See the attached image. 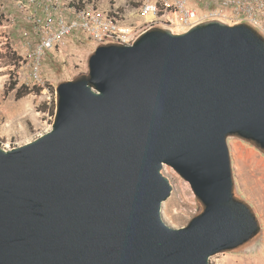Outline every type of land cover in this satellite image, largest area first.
Returning <instances> with one entry per match:
<instances>
[{
  "label": "water",
  "instance_id": "95a60500",
  "mask_svg": "<svg viewBox=\"0 0 264 264\" xmlns=\"http://www.w3.org/2000/svg\"><path fill=\"white\" fill-rule=\"evenodd\" d=\"M264 151V37L248 24L156 29L99 46L61 83L52 129L0 145V264H211L261 232L228 139ZM173 167L204 211L163 218Z\"/></svg>",
  "mask_w": 264,
  "mask_h": 264
},
{
  "label": "rangeland",
  "instance_id": "374dc122",
  "mask_svg": "<svg viewBox=\"0 0 264 264\" xmlns=\"http://www.w3.org/2000/svg\"><path fill=\"white\" fill-rule=\"evenodd\" d=\"M107 1L122 9H132L145 0ZM153 1L163 4L175 0ZM188 3L199 16L218 12L222 19H217L229 25L248 24L264 37V0H188ZM0 16L3 19L0 20V140L4 142L2 146L12 149L34 141L52 129L58 86L87 75L89 59L99 46L85 37H74L61 53L49 51L41 69L44 85H39L31 79L30 59H27L30 35L34 31L26 14L19 11L15 0H0ZM253 18L256 25L250 22ZM32 37L35 41L36 36ZM14 83L17 88L12 90ZM23 85L32 92L18 99L17 89ZM228 144L235 195L251 206L262 229L246 244L212 257L211 264H264V151L238 137H230ZM163 174L173 186L171 196L163 203V218L175 228L185 227L204 211V206L191 184L173 167L165 164Z\"/></svg>",
  "mask_w": 264,
  "mask_h": 264
},
{
  "label": "built area",
  "instance_id": "2783aa9c",
  "mask_svg": "<svg viewBox=\"0 0 264 264\" xmlns=\"http://www.w3.org/2000/svg\"><path fill=\"white\" fill-rule=\"evenodd\" d=\"M15 2L19 11L26 14V20L34 31L28 43L27 59H30L31 79L39 85H44L41 71L44 57L52 50L61 53L74 37H85L98 46L133 45L151 30L171 29L184 33L201 22L222 19L220 13L213 11L209 15L199 16L189 6L188 0L163 4L145 0L142 5L132 9H122L107 0ZM250 22L257 24L254 18Z\"/></svg>",
  "mask_w": 264,
  "mask_h": 264
},
{
  "label": "trees",
  "instance_id": "16d2710c",
  "mask_svg": "<svg viewBox=\"0 0 264 264\" xmlns=\"http://www.w3.org/2000/svg\"><path fill=\"white\" fill-rule=\"evenodd\" d=\"M0 20H3L0 16ZM17 88V83H14V85L11 87L12 90L16 89ZM41 91V89H39V92ZM32 92L31 89H29L28 87L26 86H22L20 88L17 89V92H16V96L18 99L24 97V96H27L28 94H30ZM4 142L0 140V145H2Z\"/></svg>",
  "mask_w": 264,
  "mask_h": 264
},
{
  "label": "crops",
  "instance_id": "0c3cea01",
  "mask_svg": "<svg viewBox=\"0 0 264 264\" xmlns=\"http://www.w3.org/2000/svg\"><path fill=\"white\" fill-rule=\"evenodd\" d=\"M218 264H222V263H218Z\"/></svg>",
  "mask_w": 264,
  "mask_h": 264
}]
</instances>
